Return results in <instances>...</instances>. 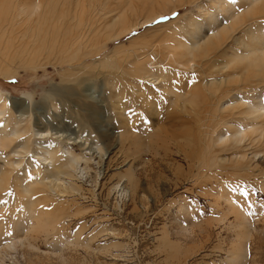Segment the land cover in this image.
Returning <instances> with one entry per match:
<instances>
[{"label":"rangeland","instance_id":"1","mask_svg":"<svg viewBox=\"0 0 264 264\" xmlns=\"http://www.w3.org/2000/svg\"><path fill=\"white\" fill-rule=\"evenodd\" d=\"M220 2L235 6L236 22L217 11ZM263 2L248 10L245 0H27L19 32L36 28L81 36L75 49L68 48L76 53L67 54L68 61L51 56L50 49L26 60L0 54V63L11 61L0 71L5 103H25L24 117L48 122L43 133L57 131L66 143L73 142L69 138L96 142L104 152L101 160L86 155L96 180L70 181L81 188L80 195L48 179L47 192L33 196L28 206L13 176L2 175L0 264H230V250L237 245L246 254L243 264H264V122L241 113L264 107V66L240 73L235 66L241 59L227 65L230 59L207 52L176 57L179 48L191 46L196 25L216 29L210 20L214 13L229 26L214 43L225 42L221 47L234 51L236 40L252 47L264 38ZM8 4L0 6L2 24L12 9ZM131 26L135 29L127 30ZM244 28L251 29L244 34ZM213 66L228 67L222 76L234 74L217 91L207 85L218 79ZM229 90L230 103L236 97L245 104L236 113L199 107ZM26 95L31 103L22 101ZM239 129L246 133L240 145L216 142L218 135L229 138ZM68 146L80 153L76 145ZM45 169L29 167L27 182L40 181ZM130 177L139 195L134 203L115 191Z\"/></svg>","mask_w":264,"mask_h":264},{"label":"bare ground","instance_id":"2","mask_svg":"<svg viewBox=\"0 0 264 264\" xmlns=\"http://www.w3.org/2000/svg\"><path fill=\"white\" fill-rule=\"evenodd\" d=\"M4 1L5 0H0V6H2ZM26 1L27 0H17L15 2V0H9L10 4H8V7H12V9L4 17L6 23L4 24L0 23V54L4 56H7L8 54H12V56L22 57L24 60H26V59L34 58V56H37L40 52L44 51V49H50L51 56L57 55L58 58L60 57L61 59H66L68 61L67 54H69L70 52L68 48H70L71 50L76 48V44H78L79 38L81 36L80 31L79 32L76 31L74 34H71L68 37L66 33H64V36L61 37L60 33H53V35H50V33H47L46 31L44 32L38 31L36 28H29L28 30L25 31L23 30L22 32H19L17 25H18V19L21 15L20 10H21V6L22 7L23 5L25 6ZM164 1L171 3L172 1L175 2L176 0H162V2ZM260 1L263 2V0H245V2L248 3L247 6L248 10H250L253 5L258 4ZM164 9L165 8H163V10ZM216 9L218 12L224 13L229 21L236 19L239 14V12H234L235 6L231 4L226 6L225 4H221L220 2V4H218ZM160 12H162V10ZM217 16L218 15H215V13L212 15L210 14V20L212 22L214 21L216 22L215 23L216 29H214L213 32L209 30L210 27L208 26L202 29L200 27L201 24L196 25L197 32H195L192 35L191 46L179 48L181 49V53L176 55L178 61L180 60L179 58L181 59H186V57L192 58L193 54L195 55L196 58L197 55L204 54L207 52L208 55L211 54L214 57L216 55V57L219 56L220 58H224L226 60L230 59L227 62V65L236 63L237 60L241 59L240 61L241 63L235 66V68H238L237 70L241 71L240 73L250 70L253 67V65L255 66L261 65V68L259 69L262 71V68L264 66V38L258 39V42L256 43L254 42L250 43L252 44V47L248 45L249 43L247 44L245 42L236 40L233 42L236 46L235 47L236 51H234L232 48L223 49L222 47H224L226 43L224 42L223 44L224 46L222 44L217 45L216 43L213 42L214 41L213 39L217 37L219 33L228 30L229 26L228 27L226 25L222 26L220 19ZM156 18L157 16H154L151 18V20H148L147 22L155 20ZM111 19H113V17H111ZM234 21L236 22V20ZM243 24L246 25V22ZM129 29L133 30L135 29V27L131 26L127 30ZM247 29L249 28H246L244 30V34H247ZM127 30L125 32H127ZM249 37H251V35H249L248 38ZM50 38H53L55 40V44L53 40H50ZM57 39H60L58 44H56ZM254 39L256 38L254 37ZM47 41L49 42V45L48 48H45V44L47 43ZM228 46L231 47V45ZM76 51L78 52V49ZM72 54L73 56L71 58H74L76 53L73 51V53L69 54V57ZM208 55H206L205 57L202 56L201 59L206 58ZM75 60L72 59V64L76 63ZM6 62H7L6 65L0 63V65H3L4 67L0 71H4L8 69V64L11 61L9 60ZM213 64L214 62L212 63V65ZM213 67L214 68L211 71H214V73L213 74L212 72L211 73L208 72V73L212 74L213 76L215 75V77H218V79L217 81L216 80L210 81L207 85L211 86L212 89H215L217 91L221 89L222 83L228 81V79L232 78L234 74L233 75L230 74L231 76L229 75L222 76L225 74L224 71H226L228 67L223 66L220 69L216 68L215 66ZM259 69L257 68L256 71L258 72ZM69 90H71L70 87ZM230 91L231 90L224 92L222 91L223 93L220 92L218 95L213 94L211 97L212 99L209 100L206 99L205 101L201 102V106L199 107L203 112H205L206 110H211L215 114L217 113V114L225 115L227 113H230L229 115H231L236 113L239 110L238 108L242 107V105L244 107L245 104L243 101L237 99L236 97L234 102H232L234 104L230 103L228 101V99L232 97L230 95L231 94ZM21 99H23L22 101L26 99L31 103L32 97L30 95L28 96L26 95ZM16 102L17 101H12L10 105H7L5 103L3 95L0 93V184L1 181H3L2 175H5L6 177L8 175L13 176L12 177L13 184L15 185L16 190L18 191L20 196L25 198L24 200L28 206L34 204L35 200H33L32 198L33 196L39 197L47 192L46 188L49 187L47 184L48 179H50L53 183L59 182L60 185L66 184L65 189H68L70 193L74 195H80L81 188L79 189L78 186H76V184H72L70 181L82 182L83 180L88 179L90 182V179L96 180L94 176H93L94 178H92L90 175L91 168L89 167V165L92 162V158L86 157V155L94 154L98 156V158L101 160L102 159L101 155L104 152L102 146L97 145L96 142L93 143L94 145H89L86 140L75 141L77 139L74 138H69L70 140L72 139L73 142L66 143L64 142L66 137H64L63 135H59L57 131L53 132V134L50 131L43 133L44 131L41 130L42 125L47 124L48 122L43 119L44 122L43 124L38 120L40 118L37 117L34 119V123H32L31 115L24 117L25 112L22 108H24L26 104L24 103L23 106L21 104L20 107H15L14 104ZM66 105L67 104H64L63 106ZM84 108L85 110L90 112L94 110L93 106H85ZM241 113H243L244 116L248 119L253 118L254 116L258 118L260 121L264 122V107L252 108L249 106L246 110H244ZM86 116L88 119H92L90 115L87 114ZM254 119L252 120L254 121ZM220 121H222V117L218 122ZM226 123L227 122H225L224 124ZM260 131H264V126H261ZM245 135L246 133L239 129L238 131H233L232 135L229 138H225L223 134L218 135L216 142L219 145L221 143L222 144L230 143L233 146L235 145L237 146L244 141ZM123 138L126 140V136H124ZM129 138L131 139V137ZM70 144L76 145L80 153L74 154L72 151H70V148L68 146ZM130 144L132 145L133 142H131ZM30 157H34V159H36V161L39 164L43 165L46 168L45 177L41 178L40 181L32 182V183L27 182L29 167L32 169V171H34L39 168V164L34 166L31 160L33 158ZM64 158H66L64 161H60V159H64ZM61 178L67 180L68 182L65 183L64 181H60ZM135 180L136 179L130 177L129 179H126L127 184L124 187L121 186L115 187V191L120 197H124V198L127 197L129 198L128 201L133 203L134 201L139 199V195H136V190L134 188ZM141 197L144 198L143 195ZM39 216H36V219H38ZM33 217L34 216H32V218ZM36 223L37 225L35 226V228L39 230L38 232H40V230H44L42 229L44 228L43 221L39 219L37 220ZM47 225H49L48 226L49 229H51L53 226V225L51 226V224H47ZM48 228L46 227L47 230ZM8 247L11 246L8 245ZM245 257L246 254L243 248L237 245V247L234 246L230 250L229 262L230 264H243Z\"/></svg>","mask_w":264,"mask_h":264}]
</instances>
